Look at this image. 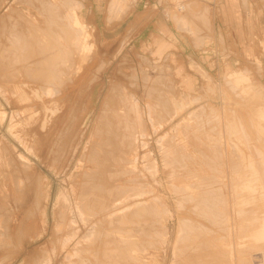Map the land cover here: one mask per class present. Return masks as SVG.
<instances>
[{"label": "rangeland", "instance_id": "1", "mask_svg": "<svg viewBox=\"0 0 264 264\" xmlns=\"http://www.w3.org/2000/svg\"><path fill=\"white\" fill-rule=\"evenodd\" d=\"M29 1L33 0H0V114L4 115L0 117V163H2L0 168L3 166L0 169L2 170L0 172V264H94L95 262V264H109V256L116 261L115 264L118 262L122 264V261L127 262L126 264L129 262L134 264L132 260L125 261L122 257L116 259L117 252L128 255L131 252L125 251L123 245H119L120 247L115 245L121 240L110 241L111 238L107 235L109 231L105 230L106 225L94 216L101 210L100 199L97 198L102 194L105 195L108 190L105 187L109 184L115 183L117 186L119 183H124L130 175L124 171L125 163L121 160L122 152L128 148L130 139H134L137 143V146L134 143L137 149L134 150V154H136L139 173L143 178L145 177L144 181L150 187L154 186L153 188L158 190L159 196L165 200L170 209L169 214L172 215L168 222L169 240L166 245L160 240L145 237L136 243V247L139 243H143L138 246L141 250L151 254L158 252L153 258L159 264H173L175 261L188 264L184 261L188 254L191 257L201 256V260H208L209 263L219 264L224 261L221 264H233L239 257L237 261L239 263L234 264H264V242H256L251 238L264 219V194L262 189L254 192L244 188L245 184L254 178L249 169V164L252 162L257 171L258 183L264 189V175H261L264 174V134L260 133V129L264 130V120L260 115V111L264 110L262 21H254L255 25L256 23L259 25L254 26L255 30L250 37L255 50L234 52L221 44L220 49L216 51L212 44L215 42L214 24L219 15L215 14L205 0H119L126 10L123 9V14H120L123 16L119 15L112 20L107 14L110 0H74L83 4L79 16L91 35V42L94 44L91 54L93 56L90 57V61H85L86 63L78 58L74 59L75 63L78 61L74 66L79 68L76 74L75 70L69 71L65 65L70 59L52 60L53 68H50L58 77L54 75V79L61 80L59 79L60 82L54 80L51 87L44 91L43 87H46L47 79L40 76L41 74H37L38 78L35 72L38 68V71H42L43 68L36 65L43 55L41 53L43 48L54 47L57 42L55 38L49 37V34L60 32L55 21H59L61 5L56 0H34L32 3ZM179 4L188 7L193 5L190 9L193 8L197 12L194 13L190 9L187 13L186 10H178ZM57 5L59 10L56 9ZM40 8L42 10H39ZM242 9L264 11V0H261V4L242 3L239 10ZM175 14L178 18L181 15L180 18L184 19V22L188 20L185 24L189 27L182 22L180 24L177 21L180 18L178 19ZM119 17L121 19H118ZM173 18L177 22H174ZM13 34L16 36L14 37ZM16 42H19L18 45ZM220 42L222 43L221 37ZM73 56L76 57L72 53L70 58L72 59ZM27 61L36 62L33 69L22 68L21 64ZM58 65L62 66V70L67 69L69 72L63 70L62 74L67 73L62 75L59 72L62 71L61 68L57 71ZM232 71L244 73L250 80L251 88L242 91L229 83L227 74ZM29 86L37 88L39 97L31 93ZM133 103L137 106L132 108L128 106ZM115 105L120 108L117 110ZM156 107L158 109H155ZM113 108L116 111L112 112ZM56 109L57 113L52 114V110ZM151 111L153 114H150ZM124 114L127 115L126 117L128 115L133 117L128 119L123 116L119 119ZM189 117L193 119L187 123L186 119ZM116 118L120 121L117 119L114 123ZM139 121L142 122L141 125ZM42 122L45 123L44 127L41 126ZM118 122L121 123L122 128H119ZM116 124L119 126L118 130L115 128ZM123 124H128L125 128L134 133H127ZM180 126L184 127H181L182 133ZM121 131L122 133L125 131L126 136L124 133L122 135ZM188 134L194 139L189 140ZM127 135L132 138L129 136L126 141ZM171 135L176 136L177 140L174 138L172 141ZM119 137L123 142H118L121 141ZM186 140L190 143L188 141L186 143ZM199 143L203 145L197 146ZM172 146L180 147L175 149ZM119 148L122 150L119 151ZM173 149L180 156H176L177 153L173 154L176 152ZM203 149L205 154H202ZM95 150L98 151V155L94 154ZM114 152L118 155L115 156ZM145 153H149V156H145ZM206 154V157L202 156ZM94 156L98 159L93 158ZM163 157L174 161H166ZM173 157H177L179 161L177 162ZM110 160L111 162H108ZM164 161L168 162L169 166ZM180 161L182 164H179ZM177 164L180 166L176 167ZM236 167H239L237 171L233 170ZM104 168L106 171L103 170ZM111 171L117 172L116 174L113 172L115 176ZM167 173L173 178L167 177L169 176ZM206 181H209V184L207 182L206 185ZM184 185L195 187L198 192L200 191L199 193L205 192L202 194L203 198L199 199L204 203L207 200L206 204L209 206H212L211 203L222 202L217 203L216 207L214 204V207H209L201 202L204 210L206 209V213H203L205 211L200 210L202 206L200 205L199 208L193 203L198 196H194L191 200L186 198L185 200L189 199V202H192L187 204L185 200L181 202L190 210L187 216L184 212L188 213L186 207V210H180V204L175 206L179 203L176 201V196L181 193V189H184ZM195 188L192 190L196 191ZM203 188L208 192L209 189L211 191L214 189L215 192L211 193L217 195L219 199L212 194L209 196L207 190ZM102 189L107 190L104 192ZM175 190L176 193L178 191L180 193L175 195ZM199 199L196 201L199 202ZM223 201L226 206L222 209ZM192 204L193 208H191ZM224 209L225 211H222ZM198 210L200 211L197 212ZM213 210L217 212V222L221 231L227 229L226 233L224 229V234L220 232L218 250H216L226 257L222 259L221 255L213 252V240L209 236H213L211 230L205 229L212 225L211 215L209 218L206 214L207 212L210 214ZM133 211L132 214L129 212L122 223V226H125H121L123 233H127L126 236H129L139 223L142 224L144 213L147 214L144 212L142 215V211L137 214L136 210ZM136 214H141L138 216L140 219L134 216ZM247 215L249 220L246 219ZM195 217L201 220L198 221ZM183 221L185 225L190 224L187 225V229L194 231L185 234L183 229L187 230L183 228L184 223L182 226ZM194 221L195 224L200 222L204 228L192 224ZM131 225L136 226L131 227ZM127 226L132 229H128ZM197 228L204 229V233H195L198 231ZM101 233L104 235L102 236ZM203 235L208 236L209 240L208 238L205 240ZM177 237L184 238L185 244V239H189L187 242L191 245L188 247V243L185 245L182 239H179L178 243L179 247L186 248L181 249L183 254H187L186 256L178 253L180 250L175 254ZM193 239L195 242L192 243ZM200 240L204 242L200 244ZM228 242L233 251L237 249L233 253L236 260L231 258L224 248L223 243L228 244ZM202 244H206L207 248L211 247L209 249L213 251L203 250L206 246L203 247ZM115 249L119 251L116 252ZM199 251H205L204 254L206 251L210 252L203 256ZM124 253L122 255H125ZM104 256H108L107 262ZM206 256L214 258L206 259L204 258ZM213 259H217L218 262ZM194 260L190 263L199 262L197 259Z\"/></svg>", "mask_w": 264, "mask_h": 264}, {"label": "bare ground", "instance_id": "2", "mask_svg": "<svg viewBox=\"0 0 264 264\" xmlns=\"http://www.w3.org/2000/svg\"><path fill=\"white\" fill-rule=\"evenodd\" d=\"M34 1V0H33ZM33 1H29L30 3H32ZM57 1H59L60 2V5H61V10H59V5H57V7L58 8H56L57 10H59V11H61V14H60V12H59V21H55V25L57 26V27H59V29L58 30H60V32L57 34V33H52V34H49V37H51V38H55L56 40H57V44L55 43V46L54 47H44L43 48V50H42V56L39 58V64L38 65H36L35 63V61L33 62V61H27V62H24L23 64H21V66H22V68L23 69H27V70H31V69H33V67H34V65H36L37 67L39 66V67H41V68H43L42 69V71H38L39 70V68H38V72L36 71L35 73H36V75L37 74H41L40 76H42V77H45L47 80H46V82H47V85H46V87H43V89H44V91H46L48 88H50L51 87V84L53 83V81L54 80H58L59 81V79H54V75H55V72H52V70H51V68L50 67H52L53 68V65H52V60H54V59H59V58H68V59H70L69 61H67V64H65V65H67V69L69 70V71H74L75 70V74L79 71V68L78 67H76V66H74L76 63H75V60L78 58L79 60H81L82 62H85V61H87V60H89L90 59V57L91 56H93V55H91L92 54V51L94 50V44L91 42L92 41V38H91V35H90V33L87 31V29L84 27V25H83V20L81 19V17L79 16V14H80V10H81V8L83 7V4L82 3H80V2H78V1H74V0H56V2ZM38 3H39V1H38ZM180 3H182V2H180ZM43 4V3H42ZM45 4V3H44ZM39 5V4H38ZM97 5V4H96ZM192 5V4H191ZM35 6V5H34ZM55 6H56V3H55ZM176 6V5H175ZM193 6V5H192ZM192 6H187V5H181V4H179L178 5V10H181V11H185L186 10V13H187V11L192 7ZM195 6V5H194ZM39 8V7H38ZM53 8H55L54 6H53ZM37 9V8H36ZM123 5H122V2H120L119 0H110L109 1V4H108V9H107V14H108V16H109V18L112 20V18H115V17H118L120 14H123ZM195 9V8H194ZM39 10H42L41 8L39 9ZM56 10V11H57ZM124 10H126V9H124ZM177 10V11H178ZM190 10H193V8L192 9H190ZM198 10H200V9H198ZM37 11V10H36ZM181 11H180V13H181ZM194 11V10H193ZM39 12V11H38ZM174 12L175 13H177L175 10H174ZM179 12V11H178ZM192 12V11H191ZM195 12H197V10L196 11H194V13ZM13 13V12H12ZM19 13V12H18ZM44 13V12H43ZM57 13V12H56ZM179 13V14H180ZM193 13V12H192ZM192 13H191V15H192ZM11 14V13H10ZM14 14V13H13ZM12 14V15H13ZM41 14V13H40ZM47 14V13H46ZM81 14H83V13H81ZM189 14V13H188ZM20 15V14H19ZM23 16H25L24 14H22ZM49 15V14H48ZM177 14H175V16H176ZM186 15V14H185ZM190 15V14H189ZM18 16V15H17ZM56 16V15H55ZM121 16H123V15H120V17ZM180 16L181 15H179V18H180ZM187 16V15H186ZM49 17V16H48ZM58 17V16H57ZM61 17V18H60ZM118 18V19H121V18ZM177 18H178V16H176ZM182 17H185V16H183L182 15ZM188 17V16H187ZM175 18V17H174ZM173 18V19H174ZM178 18V19H179ZM176 19V18H175ZM174 19V22L176 21ZM187 19V18H186ZM191 19V18H190ZM4 20V19H3ZM16 20V19H15ZM41 20H43V19H41ZM193 20V19H192ZM38 21H39V19H38ZM177 21H179L180 22V24H184V25H186L185 23H187V21L186 22H184V19H179V20H177ZM176 21V22H177ZM6 22H8V20L6 21ZM47 22V21H46ZM182 22V23H181ZM28 23H29V21H28ZM190 23V22H189ZM6 24V23H5ZM29 24H31V23H29ZM33 24H35V23H33ZM190 24H192V22L190 23ZM194 25H196V24H194ZM6 26V25H5ZM5 26L3 27V29L5 28ZM33 26V25H32ZM183 26V25H182ZM187 26V25H186ZM193 26V25H192ZM187 27H189V26H187ZM8 28V27H7ZM14 28V27H13ZM50 28V27H49ZM192 27L190 26V29H191ZM193 28H194V26H193ZM55 30V29H54ZM191 31V30H190ZM193 32H194V29H193ZM12 36V35H11ZM10 36V37H11ZM13 36L15 37L16 35H14L13 34ZM18 37V36H17ZM13 38V37H12ZM173 38V37H172ZM15 39V38H14ZM61 40V41H60ZM62 40L64 41V42H62ZM13 41V40H12ZM17 41V40H16ZM175 42V41H174ZM177 42V41H176ZM196 42H198V41H196ZM11 43H13V42H11ZM17 43V42H16ZM15 43V44H16ZM19 43V42H18ZM18 43H17V45H18ZM9 45H10V43H9ZM20 45H22V44H20ZM48 45H50V44H48ZM67 45H69V46H67ZM52 46V45H51ZM1 47V46H0ZM7 47V46H6ZM22 50H24V49H22ZM27 50V49H26ZM50 50H52L51 52H50ZM5 51V50H4ZM13 51V50H12ZM10 53V52H9ZM14 53V52H13ZM24 53V52H23ZM72 53L74 54V55H76V57H72V59L70 58V56L72 55ZM22 54V53H21ZM26 54V53H25ZM11 55V54H10ZM9 55V56H10ZM12 56V55H11ZM17 56V55H16ZM15 57V56H14ZM21 57V56H20ZM9 58V57H8ZM11 59V58H10ZM13 59V58H12ZM11 59V60H12ZM22 59V58H21ZM20 59V60H21ZM75 59V60H74ZM10 61V60H9ZM66 61V60H65ZM90 61V60H89ZM8 62V61H7ZM11 62V61H10ZM13 63H15L14 61H13ZM86 63V62H85ZM9 64V63H8ZM61 64V63H60ZM19 67V66H18ZM62 66H60V65H58V69H57V71H59V68H61ZM64 67V66H63ZM48 68H50V69H48ZM13 69V68H12ZM67 69L65 70V69H63V70H65V71H67ZM71 69V70H70ZM61 70H62V68H61ZM63 70L62 71H59L61 74H62V72H63ZM212 70V69H211ZM56 71V73H58ZM69 71H67V72H69ZM28 72V71H27ZM67 72H64V73H67ZM62 74V75H65V74ZM59 74V73H58ZM30 75H31V73H30ZM34 75V74H33ZM39 75H37L38 76V78H39ZM53 75V76H52ZM35 76V75H34ZM37 76H36V78H37ZM56 77H57V75H55ZM30 77H32V75L30 76ZM190 77V76H189ZM35 78V79H36ZM58 78V77H57ZM28 79V78H27ZM32 79V78H31ZM61 80V79H60ZM227 80H228V82L229 83H231V84H233L234 85V87L236 88H240L242 91H245L246 89H250L251 88V86H250V84H249V82H250V80H249V78L244 74V73H242V72H240V71H238V72H234V71H232V72H229L228 74H227ZM33 81V80H32ZM28 82V81H27ZM56 82V81H55ZM60 82V81H59ZM58 83V82H57ZM87 83H88V81H87ZM44 84V83H43ZM85 84V83H84ZM245 84H248L247 86L245 85ZM48 85H49V87H48ZM83 85V84H82ZM44 86V85H43ZM39 87V86H38ZM30 90H31V93L34 95V96H37V97H39L38 96V91L36 90L37 88H35L34 86H29L28 87ZM51 90V89H50ZM124 97V96H123ZM41 99V98H40ZM121 99V98H120ZM124 100H125V98H123ZM118 101H121V102H124V101H122V100H118ZM117 101V102H118ZM120 102V103H121ZM125 102H126V100H125ZM119 103V102H118ZM128 103V102H127ZM126 104V103H125ZM125 104H123V105H125ZM128 105V104H127ZM55 106V105H54ZM116 107H117V105H115ZM120 106V105H119ZM122 106V105H121ZM128 106H130L131 108L133 107V106H137V104L136 103H133L132 105H128ZM127 106H124V108H126ZM45 108V107H44ZM118 108H120V107H117V110H118ZM127 108H129V107H127ZM181 109H182V107H180ZM48 109V108H47ZM54 109V108H53ZM114 109V108H113ZM130 109V108H129ZM155 109H158L157 107L155 108ZM125 110V109H124ZM57 109L56 110H52V114H55V113H57ZM113 111H116V109H114V110H112V112ZM150 111V110H149ZM200 111V110H199ZM153 111H151V113L150 114H153L152 113ZM201 112H202V110H201ZM115 114V113H114ZM126 114V113H125ZM121 115V117H119V119L121 118L122 119V117L123 116H127V115ZM128 114V113H127ZM134 114V113H133ZM138 114V113H137ZM112 115H113V113H112ZM117 115H119V113H117ZM135 115V114H134ZM192 115H195V114H192ZM199 115L201 116V114L199 113ZM260 115H261V117H262V119L264 120V110L262 109L261 111H260ZM4 115H2V114H0V117H3ZM137 116V115H136ZM135 116V117H136ZM114 117V116H113ZM115 117H117V116H115ZM129 117L131 118V117H133V116H129L128 115V117H126V118H128L129 119ZM134 117V118H135ZM193 117H195V116H193ZM125 118V119H126ZM138 118H139V116H138ZM30 119V118H29ZM112 119H114V118H112ZM118 118H116L115 119V121H114V123L115 122H117L116 120H117ZM118 119V121H120ZM124 119V120H125ZM133 119V118H132ZM137 119V118H136ZM135 119V120H136ZM193 118L192 117H189L188 119H186V122L188 123V122H190L191 120H192ZM123 120V121H124ZM137 120H139V119H137ZM44 121V120H43ZM111 122H113L112 120H110ZM122 121V122H123ZM127 122V121H126ZM128 122H130L129 120H128ZM131 122H134V121H131ZM15 123V122H14ZM123 123H125V122H123ZM138 123H140V125L142 124V122L141 121H139ZM138 123H135V124H138ZM117 124H119V126L117 125ZM116 125L117 126H115V128L117 129V127H119V128H122L121 126L122 125H120L121 123L120 122H118ZM12 125H14V124H12ZM16 125V124H15ZM112 125H113V123H112ZM124 126V128H125V126L126 125H128V124H123ZM139 125V124H138ZM140 125H139V127H140ZM17 126V125H16ZM41 126L42 127H44L45 126V123L44 122H42V124H41ZM114 126V125H113ZM130 126H132V125H130ZM143 126V125H142ZM138 127V126H137ZM182 126H180L179 127V129L181 128ZM13 128V127H12ZM16 128V127H15ZM118 128V129H119ZM123 128V129H124ZM182 128H184V127H182ZM182 128H181V133L183 132V130H182ZM11 128L9 127L8 128V130H10ZM43 129V128H42ZM117 129V130H118ZM126 129V128H125ZM128 129V128H127ZM127 129H126V132L127 133H132L130 130H128L127 131ZM134 129V128H133ZM141 129H142V127H141ZM14 130V129H13ZM122 130V129H121ZM132 130V129H131ZM135 130V129H134ZM130 131V132H129ZM125 132V131H124ZM123 132V133H124ZM175 132V131H174ZM14 133H15V131H14ZM122 133V131H121V134L122 135H124ZM134 133V132H133ZM132 133V134H133ZM173 133V132H172ZM260 133H263L264 134V130H262V129H260ZM16 134V133H15ZM114 134V133H113ZM118 134H120V133H118ZM121 135V136H122ZM135 135V134H134ZM189 135V134H188ZM188 135H186V136H188ZM117 136V135H116ZM120 136V135H119ZM124 136H126V134L124 135ZM124 136H123V138H124ZM128 136V135H127ZM130 136V135H129ZM127 137V139H126V141L128 140V138H130V137ZM146 136V135H145ZM167 137L169 136V135H166ZM172 136V135H171ZM175 136V135H174ZM243 136V135H242ZM16 137V136H15ZM144 137V136H143ZM167 137H165L166 139H170V138H167ZM173 137V136H172ZM185 137V136H184ZM243 137H245V136H243ZM17 138H19V137H17ZM117 137H115V139H116ZM122 138V137H121ZM132 138V137H131ZM134 138V137H133ZM141 138V137H140ZM176 139L177 140V138H176V136L175 137H173V138H171L172 139V141H173V139ZM191 135H189V140H191V139H194V138H191ZM246 138V137H245ZM105 139V138H104ZM118 139H120V137L118 138ZM163 139H164V137H163ZM186 139V138H185ZM100 140H102V139H100ZM99 140V141H100ZM121 140V139H120ZM162 140V139H161ZM197 140V142H199L198 141V139H196ZM125 140H124V142H126ZM167 141V140H166ZM171 141V140H170ZM187 141L188 140H186V143H187ZM65 142V141H64ZM63 142V143H64ZM98 142V141H97ZM101 142V141H100ZM118 142L120 143V142H123L122 140L121 141H119L118 140ZM141 142V141H140ZM143 142V141H142ZM192 142V141H191ZM196 142V143H197ZM62 143V142H61ZM134 139H130L129 140V142H128V144H127V149H126V151H124L123 150V152H122V158L121 157H118L119 159L121 158V160L123 161V163H125L124 164V167H125V170L124 171H127L128 173H130V175H129V177L125 174V176H127L128 177V179L127 180H125V182L124 183H119V184H117V186H115V183L114 184H109L107 187H105V188H107V189H102V190H104V192H105V190H107V192H105V195H101V196H99V198H97L98 200H99V204H101L100 205V207H101V210H100V212L99 213H97V214H94V216L96 217V219H99V221H103L104 222V224L106 225V227H105V230H108L109 232H107L108 234V236H110V241L111 240H117V241H120L119 243H122V244H115V245H118V247H120L119 245H123L124 247H123V249L125 250V251H129V252H131V254L130 255H128V254H125L124 252H122V253H124L125 255H122V253L121 254H119V252H117V250L118 249H115V251L117 252V258L116 259H118V257H120V259H124L125 261H133L134 262V264H159L154 258H153V256L154 255H156V254H158V252H154V253H148V252H145L144 250H141L140 249V247H138L139 245H142V244H140L139 243V245L136 247V243L137 242H139V240H143V238H149V239H152V240H160V242L163 244V245H166L167 243H168V240H169V238H168V236H169V229H168V222L170 221V217L172 216L171 214H169V212H170V209H169V207H168V205H167V203L165 202V200H163L160 196H159V194H158V190H156L155 188H153V187H150L149 185H148V183H146L145 181H144V178L142 177V175L139 173L140 171L138 170V167H137V158H136V154H134V150H137V149H135V147H134ZM178 143V142H177ZM188 143H190V141H188ZM115 144H117V143H115ZM122 145L124 144V145H126L125 143H121ZM172 144V143H171ZM194 144H195V140H194ZM201 143H199L197 146H199ZM59 145V144H58ZM107 145V144H106ZM117 145H119V144H117ZM135 145L137 146V143H135ZM146 145H148V144H146ZM177 145V144H176ZM201 145H203V144H201ZM62 146H64V145H62ZM66 146V145H65ZM110 145H108V147H109ZM114 146V145H113ZM168 146H171V145H168ZM173 146H175V145H173ZM172 146V148H175V147H173ZM181 146V145H180ZM179 146V147H180ZM94 147V146H93ZM107 147V146H106ZM125 147V146H124ZM123 147V148H124ZM144 147V146H143ZM165 147V146H164ZM179 147L177 146V148L179 149ZM182 147V146H181ZM202 147V146H201ZM65 148V147H64ZM110 148V147H109ZM117 148V147H116ZM169 148V147H168ZM171 148V149H172ZM177 148H175V149H177ZM217 148V147H216ZM228 148V147H227ZM93 149V148H92ZM103 149V148H102ZM105 150H106V148H104ZM144 149V148H143ZM180 149H183V148H180ZM218 149V148H217ZM119 151H121L120 150V148L118 149ZM140 150V149H139ZM169 150V149H168ZM201 150H202V148H201ZM170 151V150H169ZM173 151H176V150H174L173 149ZM181 151V150H180ZM207 151V150H206ZM225 151H226V149H225ZM164 152V151H163ZM171 152V151H170ZM179 152V151H178ZM199 152H202V151H199ZM227 152V151H226ZM110 153H112V152H110ZM115 153L116 152H114V155H115ZM119 153V152H118ZM177 153V151L174 153L173 152V154H176ZM206 153H208V152H206ZM219 154H221V152H218ZM94 154L95 155H98V151H96L95 150V152H94ZM167 154V153H166ZM172 154V153H171ZM181 154V153H180ZM202 154H205V149H203V153ZM218 154V155H219ZM118 155V154H117ZM117 155H115V156H117ZM149 156V153L148 154H146L145 153V156ZM167 155H169V154H167ZM179 155V153H177L176 154V156H178ZM226 155V154H225ZM91 156V155H90ZM99 156H101V153H100V155ZM163 156H165V155H163ZM170 156V155H169ZM180 156V155H179ZM182 156H183V153H182ZM202 156H207V154L206 155H202ZM102 157H104V156H102ZM106 157V156H105ZM139 157V156H138ZM166 157V156H165ZM165 157H163V159L165 158ZM175 157V156H174ZM173 157V158H174ZM93 158H96L95 156L93 157ZM110 158V157H109ZM147 158V157H146ZM168 158V157H167ZM167 158H165L166 159V161L168 160ZM171 158V157H170ZM181 158H183V159H185V157H181ZM181 158H179L178 157V159H181ZM91 159H92V157H91ZM96 159H98V158H96ZM101 159V158H100ZM174 159H176L177 160V157L176 158H174ZM219 159H220V156H219ZM264 159V158H263ZM103 160V159H102ZM115 160H116V157H115ZM121 160H118V162L120 161V163H122L121 162ZM169 160H171V159H169ZM168 160V161H169ZM94 161H95V159H94ZM99 161H101V160H99ZM107 161V160H106ZM106 161H104L105 163H106ZM166 161H164L165 163H167V166H169L168 164V162H166ZM171 161H174V160H171ZM179 160H177V162H178ZM220 161V160H219ZM84 162H85V160H84ZM108 162H111V160L110 161H108ZM107 162V163H108ZM117 161H116V163H118ZM238 162V161H237ZM4 163V162H3ZM114 163V162H113ZM122 163V164H123ZM140 163V162H139ZM164 163V164H165ZM173 163V162H172ZM235 163V162H234ZM0 164H2V163H0ZM79 164H81V163H79ZM93 164V163H92ZM94 164H95V162H94ZM96 164H98V163H96ZM104 164V163H103ZM108 164H110V163H108ZM107 164V165H108ZM175 164H176V161H175ZM179 164H182L181 163V161H180V163ZM238 164V163H237ZM236 164V165H237ZM111 165V164H110ZM174 165V164H173ZM93 166V165H92ZM96 166H98V165H96ZM96 166H94V167H96ZM100 166H101V164H100ZM104 166H106V165H104ZM118 166H120V165H118ZM178 166H180V165H176V167H178ZM234 166V165H233ZM237 166H239V165H237ZM263 166V165H262ZM3 167V166H2ZM1 167V168H2ZM81 167V166H80ZM85 167V166H84ZM113 167V166H112ZM0 168V169H1ZM106 168V170H107V167H105ZM105 168L103 169L104 171H106L105 170ZM114 168V167H113ZM120 168V167H119ZM122 168V167H121ZM237 168H239V167H236V169H234L233 168V170H236L237 171ZM263 168H264V166H263ZM263 168H262V170H263ZM84 169V168H83ZM100 169V168H99ZM98 169V170H99ZM111 169V168H110ZM249 169L251 170V173H252V175H253V180L252 181H250V182H247L246 184H245V186H244V188L245 189H247V190H251V191H254V192H256V190L257 189H262V194H264V189H263V187H261V185H260V183H258L259 182V179H258V176H257V171H256V169H255V167H254V163H250L249 164ZM87 170V169H86ZM92 170V169H91ZM114 170V169H113ZM119 170V169H118ZM2 171V170H1ZM0 171V172H1ZM84 171H85V169H84ZM122 171V170H121ZM259 171H261L260 169H259ZM97 172V171H96ZM112 172V171H111ZM111 172H108V174L109 173H111ZM115 174L117 173L116 171H113ZM112 172V175L114 174ZM123 172V171H122ZM239 172V171H238ZM83 173V172H82ZM105 173V172H104ZM126 173V172H125ZM236 173V172H235ZM1 174V173H0ZM85 174V173H84ZM115 174H114V176H115ZM123 174H124V172H123ZM168 174V173H167ZM111 175V174H110ZM156 175V174H155ZM169 176H167V177H169L170 178V174H168ZM175 175V174H174ZM262 176L264 175L263 173L261 174ZM108 176V175H107ZM2 177V176H1ZM123 177V176H122ZM172 177V176H171ZM175 177H177L176 175H175ZM174 177V178H175ZM264 177V176H263ZM99 178H101V176H99ZM114 178V177H113ZM151 178H152V176H151ZM155 178V177H154ZM173 178V177H172ZM171 178V179H172ZM178 178V177H177ZM102 179V178H101ZM100 179V180H101ZM108 179L110 180L111 178H109L108 177ZM116 179V178H115ZM124 179V178H123ZM146 179H147V177H146ZM104 180V179H103ZM152 180H153V178H152ZM155 180V179H154ZM263 180H264V178H263ZM106 181V180H105ZM104 181V182H105ZM111 181V180H110ZM114 181V180H113ZM117 181H118V179H117ZM116 181V182H117ZM120 181V180H119ZM122 181V180H121ZM147 181H148V179H147ZM98 182V181H97ZM158 182V181H157ZM207 182H208V184H209V181H206V185H207ZM99 183V182H98ZM101 183V182H100ZM106 183V182H105ZM107 183H109V182H107ZM153 183H154V181H153ZM101 184H103V183H101ZM210 184H212V183H210ZM158 185V184H157ZM199 186V185H198ZM197 187V186H196ZM224 187V186H223ZM227 187V186H226ZM94 188V187H93ZM157 188V187H156ZM174 188L175 187H173V190H174ZM192 188H195V187H191V186H189V185H184V189H181L182 191H181V193H180V191H178L177 193H176V190H175V195H177L178 193H180V194H178L177 196H176V198H177V200L176 201H179V203L178 204H175V206L176 205H179L180 204V210H186V208H187V211H188V213L186 212V211H184L185 212V214L188 216V214H189V211L190 210H188V207H186L185 205L189 202V199L191 200V198L193 199V197L194 196H198V199L199 198H203V193L205 194V192H203V193H199L198 192V189H196V191L195 190H192ZM206 188V187H205ZM205 188H203V189H205ZM202 189V190H203ZM23 190V189H22ZM95 190V189H94ZM207 189H205V191H206ZM227 190H228V188H227ZM204 191V190H203ZM209 191L210 192H208V190H207V193H209L208 195L209 196H211L210 194H212L211 192H215V190L213 189L212 191L209 189ZM218 191V190H217ZM219 191H221V190H219ZM101 192V191H100ZM173 192V191H172ZM213 192V193H214ZM222 192V191H221ZM220 192V193H221ZM92 193L94 194V192L92 191ZM95 193H97V192H95ZM195 193V194H194ZM217 194H218V192H216ZM91 194V193H90ZM207 195V196H208ZM215 194H212V196H214ZM223 195V194H222ZM207 196H206V198H207ZM208 196V197H209ZM216 196V198H217V195H215ZM219 196V195H218ZM1 197V196H0ZM173 197V196H172ZM220 197H222V196H220ZM225 197V196H224ZM94 198V197H93ZM186 198H189V199H187V200H185ZM214 198V197H213ZM230 198V197H229ZM96 199V198H95ZM198 199H196L197 201H198ZM209 200H212V199H210V198H208ZM217 199H219V198H217ZM222 200H224V198H221ZM220 199V200H221ZM67 200H68V198H67ZM185 200V201H184ZM195 200V199H194ZM194 200H192V201H194ZM194 201L193 203H195V205L197 204V206L199 207L200 205L202 206V203L203 204H205V205H208V204H206L207 203V200L205 201L206 203H204V202H202L200 199V201L199 202H197V201ZM229 200H231V198L229 199ZM174 201V200H173ZM182 201H184V202H186V204H181V202ZM203 201H204V199H203ZM212 201H217V200H212ZM70 202V201H69ZM175 202V201H174ZM183 202V203H184ZM202 202V203H201ZM220 202H222V201H219V202H215L216 204H214V203H211L212 204V206H213V204H214V206L216 207V205H217V203H219L220 204ZM224 202V201H223ZM231 202V201H230ZM230 202H228V203H230ZM98 203V202H97ZM189 203H192V202H189ZM201 203V204H200ZM189 205V204H188ZM193 204H192V207L191 208H193ZM197 206H195V208L197 207ZM209 206V205H208ZM211 205L209 206V207H212ZM213 206V207H214ZM226 205H225V202H224V205H222V209L225 207ZM70 207V206H69ZM179 207V206H178ZM186 207V208H185ZM190 207V206H189ZM203 207V206H202ZM201 207V208H202ZM209 207H208V209H209ZM229 207V206H228ZM183 208V209H182ZM200 208V207H199ZM200 208V210L201 211H203L204 210V207H203V209H201ZM230 208V207H229ZM67 209V208H66ZM212 209V208H211ZM210 209V210H211ZM213 209H215V208H213ZM133 210H136L135 212H137V214H139L141 211V214L142 213H144V212H147V214H145L144 213V216H143V218H144V220H143V222H142V224L141 223H139L138 224V226L136 227V229H134V231L132 230L131 231V234L128 236H126V234H124L123 232V230L121 229L123 226H125V225H123L122 226V223L125 221V218H126V216L127 215H129L130 213L132 214V212L131 211H133ZM194 210V209H193ZM197 210V209H196ZM200 210H198L197 212H199ZM206 210V209H205ZM204 210V211H205ZM209 210V211H210ZM71 211V210H70ZM140 211V212H139ZM192 211V210H191ZM222 211H225V209L224 210H222ZM64 212H65V210H64ZM63 212V213H64ZM130 212V213H129ZM193 212V211H192ZM212 212H214V213H212ZM212 212H210V214L207 212V214L206 215H208V217H209V215H211V217H212V219H210V220H212V225H211V227L210 228H205V229H210L211 230V233L213 234V236H211V235H209L210 237H212V242H213V247H214V251L212 250V249H209V248H211V247H209V248H207V246H206V244L205 245H203L202 244V246L203 247H205V248H203V250L204 249H209L210 251H213V252H215L214 254H216V255H221V259L224 257V256H222L223 255V253H218V251H216V250H218L217 248H218V243H219V237H220V235L224 232V229H226V228H224L223 229V227H224V224H223V227H222V229H223V231H221V228H220V226H219V224H218V215H217V212H216V210H213ZM133 213H134V211H133ZM191 213V212H190ZM203 213H206V211L205 212H203ZM212 213V214H211ZM60 214V213H59ZM68 214V213H67ZM134 215V216H140V215ZM220 214V213H219ZM222 214V213H221ZM224 214H226V213H224ZM230 214V213H229ZM61 215H63L62 213H61ZM65 215V214H64ZM143 215V214H142ZM199 215V214H198ZM223 215V214H222ZM192 216H195V215H192ZM204 216H205V214H204ZM62 217H64V216H62ZM67 217V216H66ZM142 217V216H141ZM207 217V216H206ZM252 217V216H251ZM139 218V217H138ZM184 218V217H183ZM182 218V219H183ZM188 219L190 218V217H187ZM201 218H202V216H201ZM210 218V217H209ZM226 218V217H225ZM249 218V216L247 215V220H249L248 219ZM92 219V218H91ZM140 219V218H139ZM185 219V218H184ZM195 219H200V218H196L195 217ZM203 219V218H202ZM220 219V218H219ZM221 219L223 220V218L221 217ZM230 219H232V218H230ZM259 219H260V217H259ZM93 220V219H92ZM197 220H195V221H197ZM201 220V219H200ZM209 220V219H208ZM251 220H252V218H251ZM140 221V220H139ZM195 221L192 223V224H194V225H198V226H202V224H200V222H199V224H195ZM199 221V220H198ZM207 221V220H206ZM224 221V220H223ZM255 221V220H254ZM258 221V220H257ZM136 222V221H135ZM190 222V221H189ZM188 222V223H189ZM205 222V221H204ZM217 222V223H216ZM223 223L222 221H219V223ZM183 223H184V221L182 222V226H183ZM196 223H198V222H196ZM208 223H209V221H208ZM207 223V224H208ZM191 224V225H192ZM204 224V223H203ZM206 224V223H205ZM231 224V226H232V224H233V221H232V223H230ZM93 225V224H92ZM184 225H185V223H184ZM187 225H190V224H187ZM187 225H185L183 228H186V230L187 231H185V229H183V231L185 232V234L187 233V232H190V231H194V229H191V230H189V229H187ZM193 225V227H195ZM226 225V224H225ZM122 226V227H121ZM134 226H136V225H131V227H134ZM206 226V225H205ZM222 226V225H221ZM129 227H130V225H129ZM197 227V226H196ZM203 227V226H202ZM227 227V226H226ZM93 228V227H92ZM127 228H128V226H127ZM192 228V227H191ZM200 228V227H199ZM199 228H197L198 229V231L197 232H195V233H199L200 234V232H203V230H200ZM204 228V227H203ZM124 229V228H123ZM128 229H132V228H128ZM104 230V229H103ZM246 230H248V229H245V231ZM122 231V232H121ZM182 231V232H183ZM226 231H227V229L225 230V233H226ZM231 231V230H230ZM210 232V231H209ZM220 232H221V234H220ZM233 232V231H232ZM231 232V233H232ZM192 233V232H191ZM204 233V232H203ZM208 233V232H207ZM104 235V233H101V235ZM185 234L183 235V234H181V236H185ZM189 234V233H188ZM206 234V233H205ZM224 234V233H223ZM235 234H236V232H235ZM102 235V236H103ZM106 235V234H105ZM178 235H179V231H178ZM193 235V234H192ZM232 235H233V233H232ZM113 238H112V237ZM194 236H196V234H194ZM226 236V235H225ZM235 236V235H234ZM193 237V236H192ZM192 237H190L191 239H192ZM197 237V236H196ZM203 237H205V235H203ZM224 237V236H223ZM106 238V237H105ZM186 238V237H185ZM208 238V240H209V237L208 236H206L205 237V240ZM251 238L254 240V241H256V242H264V219L262 220V222L259 224V226L257 227V230H255L254 231V233L251 235ZM107 239V238H106ZM105 239V240H106ZM179 239H182V237L181 238H179V237H177V239H176V244H175V246H174V250H175V254H176V252L178 251V250H180V252H178V253H182V251H181V249L183 248L181 245V247H179L178 246V243H179ZM184 239V238H183ZM182 239V240H183ZM188 239V238H187ZM187 239H185V241H186V244L184 243V240H183V243L185 244V245H187ZM195 239V241H196V238H194ZM194 239L191 241L192 243H193V241H194ZM198 239H202V238H200V237H198ZM231 239V238H230ZM108 240V239H107ZM114 240V241H115ZM189 240V239H188ZM204 240V239H203ZM202 240V241H203ZM224 240V239H223ZM113 241V242H114ZM194 241V242H195ZM201 241V240H200ZM202 241L200 242V244L202 243ZM226 241H228V240H226ZM104 242V241H103ZM182 242V241H181ZM181 242H180V244H181ZM204 242V241H203ZM209 242V241H208ZM208 242H206V243H208ZM107 243H109V242H107ZM198 244H199V241L197 242ZM221 243V242H220ZM105 244V243H104ZM150 244V243H149ZM109 245V244H108ZM191 244H189L188 243V245H187V247L188 246H190ZM195 245V244H194ZM208 245V244H207ZM223 245L225 246H223L224 248H226V250H227V252H228V254L229 255H231V258L233 257L234 258V251H236V250H234L233 251V248L231 247V244L228 242V244H224L223 243ZM107 246V245H106ZM105 246V247H106ZM113 246V245H112ZM146 246V245H145ZM153 246H155L154 244H153ZM184 246V245H183ZM233 246V245H232ZM107 247H109V246H107ZM115 247V246H114ZM144 247V246H143ZM142 247V248H143ZM178 247L180 248V249H178ZM184 247H186V246H184ZM191 247H193V245L191 246ZM190 247V248H191ZM198 247V246H197ZM196 247V248H197ZM228 247V248H227ZM113 248V247H112ZM149 248V247H148ZM190 248H188L189 249V251L188 252H190ZM200 248V247H199ZM220 248V247H219ZM121 249V248H120ZM123 249H121V250H123ZM184 249V248H183ZM186 249V248H185ZM184 249V250H185ZM105 250H107V251H109V250H112V249H105ZM139 250V251H138ZM192 250V249H191ZM197 250V249H196ZM199 250H201V249H199ZM222 250V249H221ZM246 250H248V249H246ZM261 250H262V248H261ZM119 251V250H118ZM159 251V250H158ZM187 251V250H186ZM195 251V250H194ZM194 251H192L193 252V255H195L194 254ZM209 251V252H210ZM106 251H104V253H105ZM115 252V253H116ZM128 252V253H129ZM184 252V251H183ZM195 252H197V251H195ZM199 252H201V251H199ZM205 252V251H204ZM204 252L202 251L201 252V254L203 255L204 254ZM209 252H207L206 251V253H209ZM219 252H222V251H219ZM237 252H239V251H237ZM244 252V251H243ZM247 252V251H246ZM108 253V252H107ZM127 253V252H126ZM177 253V254H178ZM185 253V252H184ZM187 253V252H186ZM205 253V254H206ZM108 254H110V253H108ZM114 254V253H113ZM175 254H174V257H175ZM183 254V253H182ZM198 254V253H197ZM200 254V253H199ZM204 254V255H205ZM225 254V253H224ZM227 254V253H226ZM228 254H227V256H228ZM107 255V254H106ZM118 255H121V256H118ZM179 255V254H178ZM184 256H186L185 254H183ZM203 255V256H204ZM208 255V254H207ZM211 255H212V252H211ZM216 255H213V256H216ZM212 256V257H213ZM105 257V256H104ZM103 257V258H104ZM106 257H108V256H106ZM105 257V258H106ZM122 257V258H121ZM212 257H208L209 259H211ZM105 258L103 259V260H105ZM114 258V259H115ZM204 258H206V259H208L207 258V256L206 257H204ZM214 258V257H213ZM224 258H226V257H224ZM238 259H239V257H237ZM177 259V258H176ZM197 259V261H199L198 263L195 261V260ZM202 259V257L201 256H190V254H188V256L185 258V260L184 261H187V262H185V263H190V261H192V260H194L195 262H194V264L195 263H197V264H218V263H209V261L208 260H201ZM220 259V258H219ZM218 259V260H219ZM237 259V261H239ZM246 259V258H245ZM214 261H216L217 259H213ZM212 260V261H213ZM229 259H226V261H228ZM234 260H236L235 258H234ZM247 260V259H246ZM122 261V260H121ZM175 261V260H174ZM182 261V260H181ZM211 261V260H210ZM222 261V260H221ZM237 261H234V263H239V262H237ZM106 262H107V258H106ZM116 263V261H114L113 259H112V257H110L109 256V264H115ZM193 262V261H192ZM216 262H218V261H216ZM222 262H224V261H222ZM222 262H219V264H221ZM248 262V261H247ZM96 263V262H95ZM94 263V264H95ZM127 262H123L122 261V264H126ZM184 263V262H183ZM227 263H229V262H227ZM233 263V264H234ZM118 264H121V263H119L118 262ZM129 264H130V262H129ZM132 264V263H131ZM173 264H180V263H176V261L175 262H173ZM191 264V263H190ZM193 264V263H192ZM230 264H232V263H230Z\"/></svg>", "mask_w": 264, "mask_h": 264}, {"label": "crops", "instance_id": "3", "mask_svg": "<svg viewBox=\"0 0 264 264\" xmlns=\"http://www.w3.org/2000/svg\"><path fill=\"white\" fill-rule=\"evenodd\" d=\"M205 1L211 6L215 14L219 15L214 24L215 42L212 44L216 51L220 49L221 44H224L228 50L234 52H249L255 50L250 37L255 30L254 26L259 25V23L255 25L254 21H262L264 29V11L239 9L242 3L261 4V0ZM220 37L222 38V43L220 42Z\"/></svg>", "mask_w": 264, "mask_h": 264}]
</instances>
